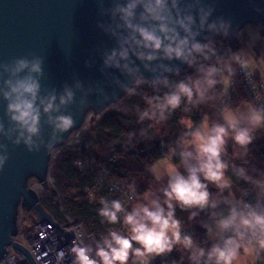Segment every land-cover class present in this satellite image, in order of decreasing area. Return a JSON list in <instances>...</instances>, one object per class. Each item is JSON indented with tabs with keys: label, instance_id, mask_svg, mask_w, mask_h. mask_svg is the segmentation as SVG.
Segmentation results:
<instances>
[{
	"label": "clouds",
	"instance_id": "1",
	"mask_svg": "<svg viewBox=\"0 0 264 264\" xmlns=\"http://www.w3.org/2000/svg\"><path fill=\"white\" fill-rule=\"evenodd\" d=\"M214 12L205 0H111L107 8L101 0L100 15L108 19L97 27L114 43L101 52L99 70L122 97L144 102L132 109L141 127L125 134L126 143L154 138L177 112L179 131L145 166L151 183L143 192L135 177L112 181L114 197L97 199L89 191L108 227L92 242L81 232L71 247L54 248L55 264H153L158 258L168 264L174 251L187 264H264V170L248 166L249 146L264 131V26L234 28L231 17ZM232 38L243 41L239 48L221 46ZM29 55L0 63L7 119V126L0 119V137L14 147L57 152L76 126L67 109L77 104V92L81 110L93 95L103 97L102 108L121 102L99 81L76 79L59 92L46 90L44 58ZM241 83L249 95L233 104L231 90ZM45 127L51 129L47 139ZM8 160V144L0 143V171ZM239 182L247 187L238 190ZM177 210L187 213V222ZM193 225L204 230V242ZM4 264L20 262L6 254Z\"/></svg>",
	"mask_w": 264,
	"mask_h": 264
},
{
	"label": "water",
	"instance_id": "2",
	"mask_svg": "<svg viewBox=\"0 0 264 264\" xmlns=\"http://www.w3.org/2000/svg\"><path fill=\"white\" fill-rule=\"evenodd\" d=\"M214 3L216 16L231 17L233 27L243 29L248 25L264 23V0H205ZM111 0H103V7H110ZM101 0H0V63L14 57L36 55L44 58L45 78L41 81L46 90L62 89L65 82L72 84L79 79L85 85L100 82V86L115 98L123 93L111 85L100 72L101 52L113 46V40L98 27V21L108 17L100 15ZM233 50L240 47L237 39L223 41ZM85 61H94L93 67L85 66ZM184 71L188 69L181 65ZM114 75L119 76L118 72ZM147 75V74H146ZM124 79V77H120ZM126 98L122 97L121 101ZM80 93H76L77 104L70 106L76 126L65 134V141L59 149L69 143L71 136L93 123L106 110L117 106L103 107V97H89V105L79 109ZM6 104L0 99V119L7 126L4 117ZM102 108V109H101ZM51 129L45 127L47 139ZM0 143L8 144L9 160L0 171V261L12 244L18 229L19 208L29 212L33 209L35 223L50 222L51 219L37 204L36 195L29 190L30 180H36L48 188L47 175L54 153L47 154L42 147L39 153H30L23 145L14 147L0 137ZM13 246L27 255L19 245Z\"/></svg>",
	"mask_w": 264,
	"mask_h": 264
},
{
	"label": "trees",
	"instance_id": "3",
	"mask_svg": "<svg viewBox=\"0 0 264 264\" xmlns=\"http://www.w3.org/2000/svg\"><path fill=\"white\" fill-rule=\"evenodd\" d=\"M221 46L226 47V44ZM247 96L248 92L243 83L231 90L233 104H238ZM137 105L144 107L141 96L124 98L115 108L106 110L93 123H88L80 132L79 142L56 157L51 165L50 174L56 190L52 194L51 203L58 209L56 195L59 194L64 213L81 221L84 230L95 238H98L108 226L100 223L97 215L98 202L91 201L84 191L85 185L89 187L94 185L92 175H87V172L74 166V161L81 159L86 164H93L95 168L105 167L112 178L119 182L135 177L139 191L143 192L151 183V177L145 171V166L161 154L163 151L161 146L175 139L179 131L177 121L181 113L177 112L164 127L154 131L152 134L154 138H138L133 144H127L125 134L141 127L137 124L132 111ZM125 106L129 111L122 110ZM201 111H208V109ZM192 118L198 120L200 113L194 112ZM122 148L127 150L126 155H120ZM230 150L229 153H231ZM116 154V161L110 162V158ZM234 162L241 163L239 160ZM248 166L264 170V139H259L249 146ZM233 180L235 183L234 177ZM235 186L238 190L247 187L243 185V182L236 183ZM99 193L106 195L104 190ZM177 215L187 222V213L177 210ZM193 228L196 237L204 242V230L198 225H193ZM167 259L168 264H187L186 259L175 251ZM153 264H161V259L158 258Z\"/></svg>",
	"mask_w": 264,
	"mask_h": 264
},
{
	"label": "built area",
	"instance_id": "4",
	"mask_svg": "<svg viewBox=\"0 0 264 264\" xmlns=\"http://www.w3.org/2000/svg\"><path fill=\"white\" fill-rule=\"evenodd\" d=\"M260 25L264 26V23H261ZM243 85L247 90L246 84L243 83ZM73 135L71 136L69 143L73 140ZM78 142L79 141L76 140L74 144H77ZM119 153L120 155H126L127 150L122 148ZM116 159L117 154L112 156L109 161L115 162ZM77 161L80 162L79 165L77 164ZM73 165L81 169L83 172H87V175H92L94 185L92 187H89V185L84 186V191L88 196L89 191L92 190L95 191L97 199L100 196H103L99 193L102 190L106 192V195H104L106 197H114L117 195L111 190V182L119 181L113 179L105 167L95 168L93 164H86L81 159H76ZM50 170L51 165L46 178L48 185L47 189L44 188L42 183L36 180H30L27 188L36 195L37 204H39L43 211L47 213L51 221L35 223L34 219L36 216L33 213V209L27 212L24 209L19 208L17 233L11 240L12 244L7 248V255L17 259L20 264H55L54 253H52L54 248L59 250L71 247L73 242L77 239L78 234L81 232L88 242H92V240L95 239L94 235L89 234L84 230L81 221L64 213L63 207L60 203L59 194L56 195L59 204L58 209H56L51 203L52 194L56 190ZM105 173H108L109 175L106 176L104 175ZM24 214H26L27 220H29V218L33 219V222L26 228L24 227ZM13 244L21 246L27 252V255L16 249ZM0 264H4V258L0 261ZM65 264H70V261H66Z\"/></svg>",
	"mask_w": 264,
	"mask_h": 264
},
{
	"label": "rangeland",
	"instance_id": "5",
	"mask_svg": "<svg viewBox=\"0 0 264 264\" xmlns=\"http://www.w3.org/2000/svg\"><path fill=\"white\" fill-rule=\"evenodd\" d=\"M126 98H130V97H126ZM116 107V106H115ZM115 107H112V108H115ZM83 130V129H82ZM80 132H81V130L79 131V133L77 132V133H75L73 136H74V138H73V140H71V143H68V144H66L65 146H63L62 148H60L57 152H55L54 153V155H53V158H52V161H51V165H52V162H53V160L56 158V157H58V156H60L62 153H64L66 150H68L71 146H73V144H74V142L77 140H79V137H80ZM75 145V144H74ZM231 149V150H230ZM229 150L230 151H232V148H231V146H229ZM23 218H24V221H25V228L27 227V226H29L32 222H33V219L32 218H29V220H27L26 219V214H24L23 215Z\"/></svg>",
	"mask_w": 264,
	"mask_h": 264
},
{
	"label": "crops",
	"instance_id": "6",
	"mask_svg": "<svg viewBox=\"0 0 264 264\" xmlns=\"http://www.w3.org/2000/svg\"><path fill=\"white\" fill-rule=\"evenodd\" d=\"M262 26V25H260V24H256V25H253V26ZM241 42V41H240ZM243 43V41L240 43V44H242ZM241 46V45H240ZM260 45H258L257 46V50L259 51V49H260ZM259 139H264V131H261V132H258L257 134H256V139L254 140V142L255 141H257V140H259ZM230 152H232V151H230ZM231 154V153H230Z\"/></svg>",
	"mask_w": 264,
	"mask_h": 264
}]
</instances>
